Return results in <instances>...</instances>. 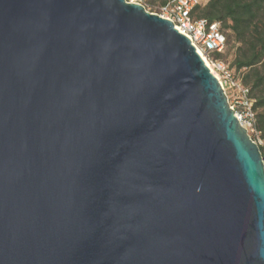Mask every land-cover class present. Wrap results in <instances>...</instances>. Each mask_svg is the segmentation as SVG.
I'll list each match as a JSON object with an SVG mask.
<instances>
[{"label":"water","instance_id":"obj_1","mask_svg":"<svg viewBox=\"0 0 264 264\" xmlns=\"http://www.w3.org/2000/svg\"><path fill=\"white\" fill-rule=\"evenodd\" d=\"M0 264H264L261 149L170 20L0 0Z\"/></svg>","mask_w":264,"mask_h":264},{"label":"trees","instance_id":"obj_2","mask_svg":"<svg viewBox=\"0 0 264 264\" xmlns=\"http://www.w3.org/2000/svg\"><path fill=\"white\" fill-rule=\"evenodd\" d=\"M192 16L221 24L226 47L215 57L228 61L242 74L254 103L255 130L264 141V0H201ZM229 44L234 48L233 60L226 57ZM258 145L264 162V145Z\"/></svg>","mask_w":264,"mask_h":264},{"label":"built area","instance_id":"obj_3","mask_svg":"<svg viewBox=\"0 0 264 264\" xmlns=\"http://www.w3.org/2000/svg\"><path fill=\"white\" fill-rule=\"evenodd\" d=\"M200 1L167 0L164 4L158 5L156 11L152 13L170 20L174 28L189 39L202 61L218 79L236 118L247 130L256 133L254 103L250 90L243 84L242 74L236 72L228 61L215 57L216 53L225 51L226 33L221 30L218 21L192 16L194 8Z\"/></svg>","mask_w":264,"mask_h":264},{"label":"rangeland","instance_id":"obj_4","mask_svg":"<svg viewBox=\"0 0 264 264\" xmlns=\"http://www.w3.org/2000/svg\"><path fill=\"white\" fill-rule=\"evenodd\" d=\"M127 1H132V0H127ZM162 1L164 0H133V2H138L144 5L145 9L149 12L150 11L155 12L158 5H160ZM226 57L229 60H233L234 58V48L232 49L230 44L226 52ZM248 133H250L251 137L252 136L255 137V141L258 142V144L264 145V141L260 138L259 133H255L253 131H250L249 129H248ZM258 140H260V142Z\"/></svg>","mask_w":264,"mask_h":264},{"label":"bare ground","instance_id":"obj_5","mask_svg":"<svg viewBox=\"0 0 264 264\" xmlns=\"http://www.w3.org/2000/svg\"><path fill=\"white\" fill-rule=\"evenodd\" d=\"M133 1V0H132Z\"/></svg>","mask_w":264,"mask_h":264}]
</instances>
